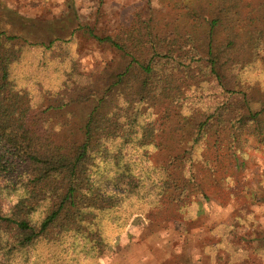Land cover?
Returning <instances> with one entry per match:
<instances>
[{
	"label": "trees",
	"instance_id": "trees-1",
	"mask_svg": "<svg viewBox=\"0 0 264 264\" xmlns=\"http://www.w3.org/2000/svg\"><path fill=\"white\" fill-rule=\"evenodd\" d=\"M163 2L156 18L93 34L124 62L89 93L68 39L0 29V264H95L101 229L134 201L197 208L264 147V69L248 68L264 47V0ZM32 66L46 79L60 67L39 102L16 81ZM90 98L85 122L54 138Z\"/></svg>",
	"mask_w": 264,
	"mask_h": 264
},
{
	"label": "rangeland",
	"instance_id": "rangeland-1",
	"mask_svg": "<svg viewBox=\"0 0 264 264\" xmlns=\"http://www.w3.org/2000/svg\"><path fill=\"white\" fill-rule=\"evenodd\" d=\"M165 8L163 0H0V29L37 41L68 39L65 51L76 62L77 83L87 82L84 92L89 93L96 88L95 77L100 79L106 70L114 74L124 62L114 48L94 36L114 33L135 15L156 18ZM263 65L264 47L256 51L248 68L256 73ZM22 68L27 75L16 81L30 89L33 102H39V93L48 84H56L60 70L51 68L46 79L35 76V66ZM93 103V98L75 101L76 115L69 125L56 127L54 138L62 139L68 126H81ZM231 177L227 193L211 199L198 196L197 208L191 210L153 202L155 196L149 204L145 198L134 201L118 223L101 229L106 245L93 263L264 264V147L249 149ZM50 264L64 260L53 259Z\"/></svg>",
	"mask_w": 264,
	"mask_h": 264
}]
</instances>
